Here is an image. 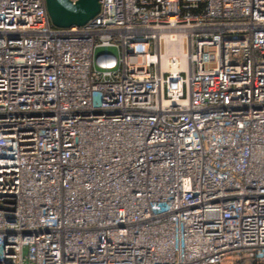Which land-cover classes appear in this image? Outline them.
<instances>
[{
	"label": "built area",
	"instance_id": "built-area-1",
	"mask_svg": "<svg viewBox=\"0 0 264 264\" xmlns=\"http://www.w3.org/2000/svg\"><path fill=\"white\" fill-rule=\"evenodd\" d=\"M100 4L0 0V264H264V0Z\"/></svg>",
	"mask_w": 264,
	"mask_h": 264
},
{
	"label": "water",
	"instance_id": "water-1",
	"mask_svg": "<svg viewBox=\"0 0 264 264\" xmlns=\"http://www.w3.org/2000/svg\"><path fill=\"white\" fill-rule=\"evenodd\" d=\"M45 6L51 24L57 29L82 27L101 11L100 0H78L76 3L70 0H45ZM105 54L117 57L118 51L114 47H99L95 50V59ZM95 67L100 70L97 64Z\"/></svg>",
	"mask_w": 264,
	"mask_h": 264
},
{
	"label": "trees",
	"instance_id": "trees-1",
	"mask_svg": "<svg viewBox=\"0 0 264 264\" xmlns=\"http://www.w3.org/2000/svg\"><path fill=\"white\" fill-rule=\"evenodd\" d=\"M234 264H256L249 259H238L235 260Z\"/></svg>",
	"mask_w": 264,
	"mask_h": 264
},
{
	"label": "rangeland",
	"instance_id": "rangeland-1",
	"mask_svg": "<svg viewBox=\"0 0 264 264\" xmlns=\"http://www.w3.org/2000/svg\"><path fill=\"white\" fill-rule=\"evenodd\" d=\"M235 262V258L234 257H229L228 259H226L222 264H234Z\"/></svg>",
	"mask_w": 264,
	"mask_h": 264
},
{
	"label": "bare ground",
	"instance_id": "bare-ground-1",
	"mask_svg": "<svg viewBox=\"0 0 264 264\" xmlns=\"http://www.w3.org/2000/svg\"><path fill=\"white\" fill-rule=\"evenodd\" d=\"M175 53H179V52L177 51V52H175Z\"/></svg>",
	"mask_w": 264,
	"mask_h": 264
}]
</instances>
